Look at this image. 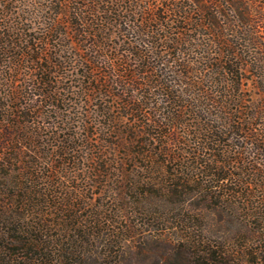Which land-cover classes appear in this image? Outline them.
<instances>
[{"label": "trees", "instance_id": "obj_1", "mask_svg": "<svg viewBox=\"0 0 264 264\" xmlns=\"http://www.w3.org/2000/svg\"><path fill=\"white\" fill-rule=\"evenodd\" d=\"M123 235L264 264V0H0V264H113Z\"/></svg>", "mask_w": 264, "mask_h": 264}, {"label": "rangeland", "instance_id": "obj_2", "mask_svg": "<svg viewBox=\"0 0 264 264\" xmlns=\"http://www.w3.org/2000/svg\"><path fill=\"white\" fill-rule=\"evenodd\" d=\"M187 205L182 211L193 216L189 221V225H192L195 228L194 230H202V235L204 237H209L215 241L226 240L228 242L231 240L232 242L236 227L235 223L220 221L219 216L213 214L210 208L200 209V207L192 203ZM168 207L171 211H177L178 208L172 204H169ZM198 213H200V216ZM120 243L122 250L115 258L114 256L110 257L111 260H115L113 264H181L187 259V253L181 254L174 250H169V252L166 253V251H164L163 242H142L136 237L128 238L123 235ZM92 252L90 257L87 256L83 264H99L94 262V259L98 262H102V258L106 256H102L96 251Z\"/></svg>", "mask_w": 264, "mask_h": 264}]
</instances>
